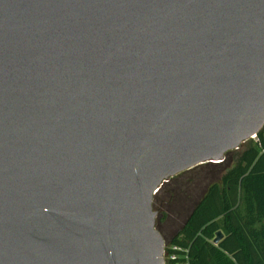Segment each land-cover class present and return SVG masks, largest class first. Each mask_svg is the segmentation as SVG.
<instances>
[{"label":"water","instance_id":"1","mask_svg":"<svg viewBox=\"0 0 264 264\" xmlns=\"http://www.w3.org/2000/svg\"><path fill=\"white\" fill-rule=\"evenodd\" d=\"M263 128L264 0H0V264H166L156 194Z\"/></svg>","mask_w":264,"mask_h":264},{"label":"trees","instance_id":"2","mask_svg":"<svg viewBox=\"0 0 264 264\" xmlns=\"http://www.w3.org/2000/svg\"><path fill=\"white\" fill-rule=\"evenodd\" d=\"M153 208L166 264H264V128L223 162L171 179L156 194ZM173 210L179 228L166 235L163 226L172 227L168 212ZM218 232L223 238L214 244Z\"/></svg>","mask_w":264,"mask_h":264},{"label":"rangeland","instance_id":"3","mask_svg":"<svg viewBox=\"0 0 264 264\" xmlns=\"http://www.w3.org/2000/svg\"><path fill=\"white\" fill-rule=\"evenodd\" d=\"M168 199H169L168 196L164 195V199H163V200H164V201H168ZM166 206H167V205H166ZM173 209L178 210L176 207L173 208ZM164 211H165V209L162 208V212H164ZM157 213H158V212H157ZM173 213H174V210L168 212V214H169V218H170V220H169V225L171 224L172 227H170V228L168 229V224H167V227H166L165 225L163 226V229L165 230V234H166V235H170L173 229H175V228H176V229L179 228L180 221H178V220H179L178 217H176ZM158 216H159V213L157 214V218H158Z\"/></svg>","mask_w":264,"mask_h":264},{"label":"built area","instance_id":"4","mask_svg":"<svg viewBox=\"0 0 264 264\" xmlns=\"http://www.w3.org/2000/svg\"><path fill=\"white\" fill-rule=\"evenodd\" d=\"M165 256H166V253H165ZM170 258H171V259H175V257H174V256H171Z\"/></svg>","mask_w":264,"mask_h":264}]
</instances>
